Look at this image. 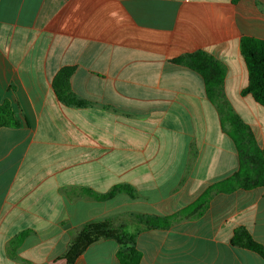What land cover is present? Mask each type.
Listing matches in <instances>:
<instances>
[{
  "label": "crops",
  "instance_id": "obj_1",
  "mask_svg": "<svg viewBox=\"0 0 264 264\" xmlns=\"http://www.w3.org/2000/svg\"><path fill=\"white\" fill-rule=\"evenodd\" d=\"M243 37L264 41V0H0V104L17 122L0 128V264H66L100 221L136 233L140 264H264L229 243L243 228L264 247V187L144 229L239 170L227 106L264 144V107L241 93ZM198 51L225 69L215 101L173 62ZM63 68L86 106L57 99ZM118 248L100 240L73 264H119Z\"/></svg>",
  "mask_w": 264,
  "mask_h": 264
},
{
  "label": "trees",
  "instance_id": "obj_2",
  "mask_svg": "<svg viewBox=\"0 0 264 264\" xmlns=\"http://www.w3.org/2000/svg\"><path fill=\"white\" fill-rule=\"evenodd\" d=\"M238 0H232L236 3ZM240 53L247 69L248 83L242 94H249L264 107V41L252 37H243L240 40ZM176 64H184L198 72L203 80L205 92L209 99L215 101L221 95L225 69L212 56L198 51L173 60ZM70 68L61 69L52 80L54 93L59 102L75 107L86 106L87 103L79 100L70 91L68 80ZM227 120L230 123L231 135L236 143L240 157V168L229 179L211 186L204 196L188 209L171 217H152L144 222V229L166 228L171 220L189 218L196 215L207 204L210 194L231 193L237 189L248 190L264 187V144L260 147L254 140L250 129L228 108ZM17 126L9 104H0V128ZM124 190L132 196L127 187H116L114 191ZM113 191V192H114ZM143 230V222L139 224ZM135 234L128 230L113 227L110 221L88 223L81 227L68 245L63 259L66 264H73L86 248L100 240H114L119 248L116 258L119 264H140L141 252L135 244ZM229 243L232 246L245 249L257 254L264 260V247L253 240L248 230L239 228L233 231Z\"/></svg>",
  "mask_w": 264,
  "mask_h": 264
},
{
  "label": "rangeland",
  "instance_id": "obj_3",
  "mask_svg": "<svg viewBox=\"0 0 264 264\" xmlns=\"http://www.w3.org/2000/svg\"><path fill=\"white\" fill-rule=\"evenodd\" d=\"M129 231V229H127Z\"/></svg>",
  "mask_w": 264,
  "mask_h": 264
}]
</instances>
